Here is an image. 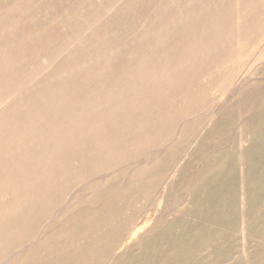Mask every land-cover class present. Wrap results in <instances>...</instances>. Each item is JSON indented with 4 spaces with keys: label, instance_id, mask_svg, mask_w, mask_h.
I'll return each instance as SVG.
<instances>
[{
    "label": "rangeland",
    "instance_id": "rangeland-1",
    "mask_svg": "<svg viewBox=\"0 0 264 264\" xmlns=\"http://www.w3.org/2000/svg\"><path fill=\"white\" fill-rule=\"evenodd\" d=\"M156 1L0 0V264H264V0Z\"/></svg>",
    "mask_w": 264,
    "mask_h": 264
},
{
    "label": "bare ground",
    "instance_id": "bare-ground-1",
    "mask_svg": "<svg viewBox=\"0 0 264 264\" xmlns=\"http://www.w3.org/2000/svg\"><path fill=\"white\" fill-rule=\"evenodd\" d=\"M83 1V0H82ZM140 1H142V2H145V3H148V4H150V3H152L151 1L152 0H140ZM153 1H156V0H153ZM160 1V2H159ZM167 1V0H166ZM169 2L166 4V6H164V9L162 10V14L160 15V19L159 20H157L155 23H153L152 24V26H150V22H149V13H147V17H144V19H142L143 18V15H144V13L143 12H140L139 14H137V13H132V12H126V16L125 15H123L124 16V18L122 19V21L121 22H125V23H129V22H139L140 24H141V26L143 27V29L144 28H147V27H152V30L150 31L151 32V34H153V32L155 31H153V28H158V31L160 30V29H165L166 31L164 32L165 33V36L167 35V32H172V31H174V30H177V31H180V33H181V35H182V39H184L183 41H185V39L187 38V35H195L197 32H198V28H199V24L198 23H200V21H201V19L202 20H204L202 17H203V10L206 8H211V7H213V6H216V5H218L219 4V0H168ZM157 2V4H159L160 6H161V3H162V0H157L156 1ZM156 5V4H155ZM237 5H238V3H237ZM69 7V6H68ZM138 8V7H137ZM155 9V11L157 10L156 8H154ZM143 10H145V9H143ZM178 10V13H177V15L179 16V17H173L172 19V21H174V28H173V25L172 24H167V25H165V23H166V21H167V18L169 17V15L170 14H172L174 11H177ZM238 11H239V9H237ZM65 11V10H64ZM251 11V10H250ZM249 11V12H250ZM246 12V11H245ZM65 13V12H64ZM183 14H187V16H188V20L187 21H182V15ZM80 15V14H79ZM85 18V17H84ZM238 18H239V16H238ZM115 19V18H114ZM208 19V18H207ZM183 20H185V18H183ZM12 21L10 20H8V21H6L5 23H3V22H1L0 23V32H2L3 34L2 35H0V47L2 46V45H10V44H12V43H14V41H16V40H18L19 38H21V39H23L24 38V36L22 35V32L21 31H19V30H11L10 28H8V30L7 31H4V29H7V27H10L11 25H12V23H11ZM186 22V23H185ZM237 22L239 23L240 22V20L238 21L237 20ZM212 23V22H211ZM93 24V23H92ZM206 24V23H205ZM62 25V24H61ZM100 25H101V23H100ZM49 24H46L45 25V27H47V28H49ZM97 26V25H96ZM114 26V25H113ZM94 27H95V24H94ZM171 30V31H170ZM186 30V31H185ZM95 31V30H94ZM158 31H156V32H154L156 35H157V33H158ZM138 33V32H137ZM121 34V33H120ZM154 34V35H155ZM73 35V34H72ZM138 35H139V33H138ZM137 35V36H138ZM1 36H3V38L1 37ZM23 36V37H22ZM90 36V35H89ZM122 36V35H121ZM86 38H88V37H86ZM91 38V37H90ZM151 39H153L152 38V36L150 37V41H152ZM83 40V39H82ZM107 41H110V39H109V37H106V38H104V40H103V42H98V43H96V44H94V47L96 48V50H99V49H102L103 48V46H104V44L105 43H107ZM71 46V45H70ZM73 46V45H72ZM80 47V46H79ZM189 47V46H188ZM191 47V46H190ZM192 48V47H191ZM54 49V48H53ZM20 49H18V48H12V49H8L7 51H5L4 53L3 52H1L0 53V58H1V61H0V64L1 63H4V65L5 66H7V67H9V70H10V72L9 73H18V71L21 69V65H20V62H18V61H15V60H13V57L15 56V55H17V53H19L18 51H19ZM186 51V50H185ZM132 51H131V47H128L127 49H125L124 50V54H129V53H131ZM63 57V56H62ZM61 57V58H62ZM60 58V57H59ZM68 58V57H67ZM192 62V61H191ZM52 63H54V62H52ZM73 65V64H72ZM63 67V66H62ZM150 71V70H149ZM25 72V71H24ZM9 73H7V75H9ZM153 73V72H152ZM1 75H6V74H1ZM0 75V76H1ZM151 75V74H150ZM153 75V74H152ZM179 86V85H178ZM115 87V86H114ZM159 89V88H158ZM116 91V90H115ZM121 91V90H120ZM217 91V90H216ZM125 94V93H124ZM125 96V95H124ZM113 100H115V99H113ZM70 101H72V100H70ZM129 109V108H128ZM29 110V109H28ZM102 111V110H101ZM28 116V115H27ZM58 117H59V115H57ZM56 116V119H58V117ZM23 122V121H22ZM127 124H128V122H127ZM3 125H4V123H3ZM139 133V132H138ZM26 134V133H25ZM128 134V133H127ZM20 135V134H19ZM27 135V134H26ZM133 135H135V134H133ZM127 136V135H126ZM42 138V137H41ZM130 138V137H129ZM43 142V141H42ZM46 142V141H45ZM26 143V142H25ZM38 144V143H37ZM58 144V143H57ZM93 144V143H92ZM114 144V143H113ZM16 145V144H15ZM33 145V144H32ZM47 145H49V144H47ZM18 146V145H17ZM36 146V145H35ZM3 147V146H2ZM38 147V146H37ZM36 147V148H37ZM48 147H50V146H48ZM21 148V147H20ZM32 148H34L33 146H32ZM105 148V147H104ZM44 149V148H43ZM65 149V148H64ZM39 150H40V147H39ZM83 150V149H82ZM15 151V150H14ZM35 151V150H34ZM55 151V150H54ZM100 150H98V152H99ZM33 152V151H32ZM77 152V151H76ZM1 153V152H0ZM13 153V152H12ZM20 153V152H19ZM31 153V152H30ZM35 153V152H34ZM42 154V153H41ZM103 154V153H102ZM38 156V155H37ZM80 156V155H79ZM83 156H84V154H83ZM92 157V156H91ZM90 159H92V158H90ZM94 160V159H93ZM28 161H30V160H28ZM4 162V161H3ZM6 163V162H5ZM34 163V162H33ZM36 163V162H35ZM92 163V162H91ZM36 165V164H35ZM98 165V164H97ZM79 168V167H78ZM76 170V169H75ZM93 170H94V168H93ZM95 171V170H94ZM59 173V172H58ZM66 174V173H65ZM64 174V175H65ZM56 175V174H55ZM18 177V176H17ZM73 177V176H72ZM27 179H29V177L27 178ZM65 185V184H64ZM20 186V185H19ZM30 187H31V185H30ZM133 187V186H132ZM33 188V187H32ZM59 190V189H58ZM12 193H14V192H12ZM19 193V192H18ZM101 194V193H100ZM117 194V193H116ZM34 195V194H33ZM15 196H16V193H15ZM22 196V195H21ZM102 196V195H101ZM112 196V195H111ZM24 197V196H23ZM16 198V197H15ZM28 198V197H27ZM55 199H56V197H55ZM117 199V198H116ZM124 199H125V197H124ZM38 200V199H37ZM111 200V199H110ZM36 201V200H35ZM118 201V200H117ZM23 202V201H22ZM102 202V201H101ZM104 203V202H103ZM20 204H21V202H20ZM105 204V203H104ZM108 204V203H107ZM110 204H111V202H110ZM86 205V204H85ZM60 206V205H59ZM62 206V205H61ZM41 207H43L42 205H41ZM53 206H51V208H52ZM86 207V206H85ZM106 207H108L107 205H106ZM60 207H58V209H59ZM69 208V207H68ZM43 209V208H42ZM61 210H62V208H60ZM64 209V208H63ZM110 209V208H109ZM57 210V209H56ZM88 210V209H87ZM90 210V209H89ZM117 210H118V208H117ZM67 211V210H66ZM92 211V210H91ZM45 212H47V210L45 211ZM57 212V211H56ZM114 212V211H113ZM64 213H65V211H64ZM71 213V212H70ZM12 214V213H11ZM16 214V213H15ZM58 214V213H57ZM18 215V214H17ZM98 215V214H97ZM103 215V214H102ZM38 216H39V213H38ZM40 216H41V214H40ZM75 216V215H74ZM23 217V216H22ZM63 217V216H62ZM25 218V217H24ZM53 218V217H52ZM67 218V217H66ZM111 218H113V217H111ZM55 219V218H54ZM71 219V218H70ZM97 219H99V218H97ZM101 219H102V217H101ZM107 219V218H106ZM0 220H2V219H0ZM67 220H69V219H67ZM47 221V220H46ZM71 221V220H70ZM116 221V220H115ZM52 222V221H51ZM72 222V221H71ZM96 222H98V221H96ZM95 222V223H96ZM100 222V221H99ZM135 222V221H134ZM26 223V222H25ZM48 223V222H47ZM46 223V224H47ZM117 223V222H116ZM49 224V223H48ZM74 224V223H73ZM91 224V223H90ZM100 224V223H99ZM80 225V224H79ZM97 225V224H96ZM113 225H114V223H113ZM103 226H105V227H107L106 226V223L103 225ZM117 226V225H116ZM119 226V225H118ZM38 227V226H37ZM41 227V226H40ZM62 227V226H61ZM132 227V226H131ZM8 228V227H7ZM57 228V227H56ZM101 228V227H100ZM58 229V228H57ZM131 229V228H130ZM48 230V229H47ZM111 230V229H110ZM113 230V229H112ZM115 230V229H114ZM39 231V230H38ZM66 231V230H65ZM130 231V230H129ZM5 232V231H4ZM79 232V231H78ZM119 232V231H118ZM128 232V231H127ZM22 233V232H21ZM12 234V233H11ZM10 234V235H11ZM44 234V233H43ZM55 234V233H54ZM102 234V233H101ZM47 235V234H46ZM112 235V234H111ZM35 236V235H34ZM37 237V236H36ZM43 237V236H42ZM61 237V236H60ZM68 237V236H67ZM81 237V236H80ZM30 238V237H29ZM38 238V237H37ZM52 238V237H51ZM96 238V237H95ZM124 238H125V236H124ZM6 239V238H5ZM4 239V240H5ZM44 239V238H43ZM46 239V238H45ZM50 239V238H49ZM55 239V238H54ZM14 240V239H13ZM70 240H71V238H70ZM73 240V239H72ZM99 240V239H98ZM122 240V239H121ZM36 241V240H35ZM38 241V240H37ZM54 241V240H53ZM56 241V240H55ZM117 241H119V240H117ZM31 242V241H30ZM29 242V243H30ZM100 242V241H99ZM31 244V243H30ZM108 244V243H107ZM27 245H29V244H27ZM33 245V244H32ZM94 245V244H93ZM105 245V244H104ZM83 247V246H82ZM94 247H95V245H94ZM118 247H119V245H118ZM106 248V251H107V246L105 247ZM104 248V249H105ZM116 248V247H115ZM59 248L57 247V250H58ZM22 250V249H21ZM85 250V249H84ZM20 251V250H19ZM90 251V250H89ZM105 251V250H104ZM109 251V250H108ZM85 252V251H84ZM86 253V252H85ZM109 253H111V252H109ZM108 253V254H109ZM117 255V254H116ZM46 256V255H45ZM108 256V255H107ZM51 257V256H50ZM108 257H110V256H108ZM104 258H105V256H104ZM67 259H69V258H67ZM111 259V258H110ZM109 259V260H110ZM10 261H14V263L13 264H29L26 260H24V259H20V258H18L17 257V254H12V256L10 257V258H8V259H4V263L3 264H10ZM61 261V260H60ZM117 262H118V260H117ZM110 262H108V264H109ZM113 264H114V262H112ZM111 263V264H112ZM30 264H33V263H30ZM107 264V263H106ZM118 264V263H117Z\"/></svg>",
    "mask_w": 264,
    "mask_h": 264
}]
</instances>
